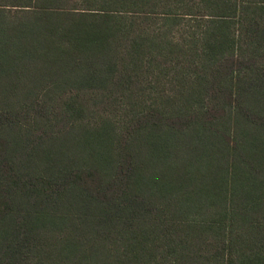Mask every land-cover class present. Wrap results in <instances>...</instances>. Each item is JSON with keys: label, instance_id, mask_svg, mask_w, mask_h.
I'll return each instance as SVG.
<instances>
[{"label": "trees", "instance_id": "16d2710c", "mask_svg": "<svg viewBox=\"0 0 264 264\" xmlns=\"http://www.w3.org/2000/svg\"><path fill=\"white\" fill-rule=\"evenodd\" d=\"M0 264H264V0H0Z\"/></svg>", "mask_w": 264, "mask_h": 264}]
</instances>
